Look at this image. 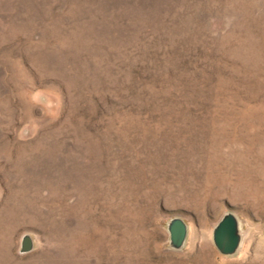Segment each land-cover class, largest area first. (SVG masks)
<instances>
[{
    "label": "rangeland",
    "instance_id": "obj_1",
    "mask_svg": "<svg viewBox=\"0 0 264 264\" xmlns=\"http://www.w3.org/2000/svg\"><path fill=\"white\" fill-rule=\"evenodd\" d=\"M0 264H264V0H0Z\"/></svg>",
    "mask_w": 264,
    "mask_h": 264
},
{
    "label": "water",
    "instance_id": "obj_2",
    "mask_svg": "<svg viewBox=\"0 0 264 264\" xmlns=\"http://www.w3.org/2000/svg\"><path fill=\"white\" fill-rule=\"evenodd\" d=\"M186 237V225L181 219L172 220L169 225V238L174 247H180ZM213 242L221 254H231L236 251L239 245L237 221L231 216L223 217L213 233ZM24 249L30 248L29 239L23 242Z\"/></svg>",
    "mask_w": 264,
    "mask_h": 264
}]
</instances>
